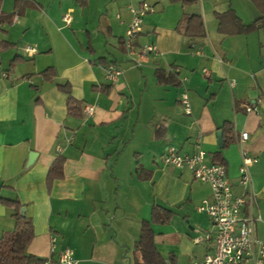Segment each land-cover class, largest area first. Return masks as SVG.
<instances>
[{
  "label": "crops",
  "instance_id": "obj_1",
  "mask_svg": "<svg viewBox=\"0 0 264 264\" xmlns=\"http://www.w3.org/2000/svg\"><path fill=\"white\" fill-rule=\"evenodd\" d=\"M142 2L153 11L127 50L130 7ZM228 8L244 24L259 16L249 0H0V235L14 227L5 202L14 201L32 225L26 250L43 264H57L65 247L77 264H136L142 222L158 207L171 211L167 222L150 224L158 253L172 264L201 260L207 243L192 238L212 226L196 206L211 188L161 160L167 146L193 152L199 130L204 162H223L234 194L237 139L248 133L242 148L257 158L248 170L255 233L264 240V28L221 33L216 13ZM191 13L202 17L201 37L183 34ZM149 43L157 52L141 55ZM109 65L121 71L115 82L105 76ZM69 96L78 114L68 113ZM227 124L232 140L223 145ZM58 156L62 176L48 181Z\"/></svg>",
  "mask_w": 264,
  "mask_h": 264
},
{
  "label": "built area",
  "instance_id": "obj_2",
  "mask_svg": "<svg viewBox=\"0 0 264 264\" xmlns=\"http://www.w3.org/2000/svg\"><path fill=\"white\" fill-rule=\"evenodd\" d=\"M130 11L132 18L123 38V45L127 50L131 49L135 43V36L140 31L143 15L152 12L153 8L147 2H142L137 7H130ZM15 18L14 14L13 19ZM61 20L68 25L71 21V10L64 12ZM22 51L26 56H32L36 48L32 45H23ZM156 52L157 49L152 43L144 44L139 48L141 55ZM134 63L138 64L137 61ZM202 72L204 75L208 74L206 69ZM120 74V69L114 66L109 65L105 69V76L111 82H115ZM228 83L232 86L234 82L229 81ZM179 100L184 112L190 113V105L185 92L180 94ZM243 106L246 111L253 108L250 105ZM83 111L85 115L91 116L94 107L87 104ZM247 137L248 133L241 131L237 139L240 164L236 181L241 188L240 194L232 192V182L223 164L204 162L205 152L200 146L201 131L199 130L195 132L193 152L181 153L173 146H167L161 157L164 165L186 169L194 180L207 183L211 188L210 196L203 198L196 206V210L207 214L212 230L192 238L193 243L206 242L207 251L201 260H192L186 264H264V240L256 236L254 228V222L260 220V216L254 213L255 194L251 189V177L248 170L257 158L248 155L242 148ZM53 245L54 238L51 239V248L54 247ZM56 262L57 264H77L73 251L69 247L58 252Z\"/></svg>",
  "mask_w": 264,
  "mask_h": 264
},
{
  "label": "trees",
  "instance_id": "obj_3",
  "mask_svg": "<svg viewBox=\"0 0 264 264\" xmlns=\"http://www.w3.org/2000/svg\"><path fill=\"white\" fill-rule=\"evenodd\" d=\"M183 4L189 5L197 0H181ZM259 12V16L252 22L244 24L235 14L234 10L228 8L223 12L216 13L218 29L221 33L230 35L235 33H249L253 30L264 28V0H250ZM19 0H16L18 3ZM0 18L1 13H0ZM183 34L196 38L204 34V25L199 13L188 14L185 18ZM2 47V45H0ZM67 111L69 114H78L79 107L77 100L72 97L67 98ZM224 137L222 144L226 145L232 140L231 128L227 124L223 128ZM63 158L58 156L54 159L48 169L47 178L51 181L62 176ZM222 164V161L213 162ZM13 206L14 227L12 230L4 231L0 235V264H43L44 260L27 252L26 248L30 242L33 232L32 225L28 218L19 214V205L14 201H5ZM171 211L164 208L155 207L152 210L150 221H143L140 228V236L135 244L139 254L136 264H172L170 260H165L153 244V232L150 224L155 222L164 223L170 218Z\"/></svg>",
  "mask_w": 264,
  "mask_h": 264
},
{
  "label": "rangeland",
  "instance_id": "obj_4",
  "mask_svg": "<svg viewBox=\"0 0 264 264\" xmlns=\"http://www.w3.org/2000/svg\"><path fill=\"white\" fill-rule=\"evenodd\" d=\"M249 2H251V1L249 0ZM252 4H253V3H252ZM260 34H264V30H262ZM261 40H262V39H261ZM132 65H133V63H132ZM174 148H175V147H174ZM179 152H180V151H179ZM199 216H202V218L204 219L205 225H204V224H202V225H203V227H204L205 229H207V228L209 227L207 217H206L203 213H201V215H199ZM168 229H169V228H168ZM203 231H204L203 229L197 230V234L200 235V234L203 233Z\"/></svg>",
  "mask_w": 264,
  "mask_h": 264
},
{
  "label": "water",
  "instance_id": "obj_5",
  "mask_svg": "<svg viewBox=\"0 0 264 264\" xmlns=\"http://www.w3.org/2000/svg\"><path fill=\"white\" fill-rule=\"evenodd\" d=\"M20 213H21V214L23 213V208L20 209Z\"/></svg>",
  "mask_w": 264,
  "mask_h": 264
}]
</instances>
